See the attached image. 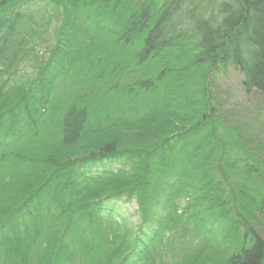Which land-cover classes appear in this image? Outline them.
Instances as JSON below:
<instances>
[{"label":"trees","instance_id":"trees-1","mask_svg":"<svg viewBox=\"0 0 264 264\" xmlns=\"http://www.w3.org/2000/svg\"><path fill=\"white\" fill-rule=\"evenodd\" d=\"M229 67L264 98V0H0V264H264Z\"/></svg>","mask_w":264,"mask_h":264},{"label":"rangeland","instance_id":"rangeland-1","mask_svg":"<svg viewBox=\"0 0 264 264\" xmlns=\"http://www.w3.org/2000/svg\"><path fill=\"white\" fill-rule=\"evenodd\" d=\"M208 3L204 1L202 5L210 8L213 2L211 1L209 6ZM240 80L241 74L232 67H229L225 74L216 76L213 86L216 105L221 113L230 118L231 122L244 124L246 134L254 136L264 145V98L260 97V94L246 95L241 88ZM180 204L183 206L185 199ZM118 205L124 216L135 219L134 201H119ZM257 231L264 239V218L257 226Z\"/></svg>","mask_w":264,"mask_h":264}]
</instances>
